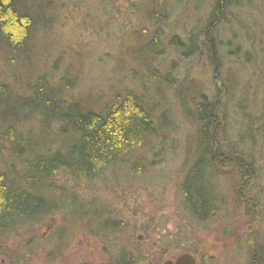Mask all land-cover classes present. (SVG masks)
Returning <instances> with one entry per match:
<instances>
[{
	"label": "trees",
	"instance_id": "trees-1",
	"mask_svg": "<svg viewBox=\"0 0 264 264\" xmlns=\"http://www.w3.org/2000/svg\"><path fill=\"white\" fill-rule=\"evenodd\" d=\"M164 2H152L146 11L152 34L144 47L130 51L128 56L147 68L151 83L134 80L130 90L114 84L113 88L119 89L96 95L83 91L79 86L82 78L70 73V66L56 75L59 58L50 70L41 66L37 52H49L44 32L53 21L54 0H0V54L5 59L0 72V246L9 245L12 238L24 241L18 251L5 250L3 257L8 264L19 262L15 253L22 254L23 262L32 259V245L40 237L24 240L20 234L26 235L27 229L57 214L77 220L80 217L84 223L87 220L83 225L89 233L119 232L115 224H107L94 212L89 214L67 200L72 194L64 192L59 178L94 180L111 168L140 170L142 155L161 150L171 134L157 93L164 88L178 98L192 127L183 159L186 168L178 186L181 203L190 217L203 221L223 210L229 195L219 190L222 182L233 183L239 178L240 187L232 186L233 193L256 179L257 152L264 147V107L256 111L250 106L244 108V89L236 102L237 72L222 65L225 49L219 39L225 30L232 31L230 23L234 19L247 18L237 17L239 7L249 9L244 10L248 13L252 8L260 11L264 0H211L206 18L184 30V37L172 33L166 46L162 26L167 17L160 18L167 8ZM146 31L149 33V29ZM165 47L180 59L202 55L207 72L219 86L217 91L205 93L197 86L187 89L178 83L179 78H173L179 76L185 81L173 64L162 76L152 71L151 66L163 62ZM232 107L242 113L235 132L227 123V111ZM242 198L248 196L242 193ZM55 232L57 237L68 239L61 230ZM49 241L55 242L49 243L52 251L46 254L55 256L63 252L67 240L63 243L53 236ZM134 253L122 248L113 264H134Z\"/></svg>",
	"mask_w": 264,
	"mask_h": 264
},
{
	"label": "rangeland",
	"instance_id": "rangeland-1",
	"mask_svg": "<svg viewBox=\"0 0 264 264\" xmlns=\"http://www.w3.org/2000/svg\"><path fill=\"white\" fill-rule=\"evenodd\" d=\"M210 1L163 0L164 8L167 7L160 16L167 17L162 26L164 46L172 33L184 37V30L200 24L206 18ZM152 2L154 0H54L53 21L44 32L49 52L43 55L41 50L37 52L42 68L50 70L52 62L59 58L55 74H61L70 66V73L82 78L79 86L84 87L83 91L96 92V95H108L119 89L113 88L114 84L126 90L132 89L134 80L150 84L147 68L137 65L128 56L130 51L144 47L143 43L152 34L146 16ZM244 10L249 9L239 7L237 17L247 18L234 19L230 23L232 31L223 28L225 32L219 40L225 49L222 65L225 70L237 72L236 102L244 89L247 98L244 108L250 106L256 111L264 107V6L260 11ZM163 53V62L160 66H151L152 71L162 76L173 64L181 70L185 81L179 76L170 74L169 77L171 80L179 78L178 83L188 86L187 89L197 86L206 93L219 88L213 74L207 72L202 55L180 59L166 47ZM4 62L0 54V72ZM38 70L43 72L41 68ZM164 89L157 93L171 134L161 150L156 148L142 155L140 170L111 168L94 180L59 178L64 192L72 194L70 198L66 196L67 200H73L75 207H84L89 214L94 212L107 224H115L119 232L89 233L83 225L87 220L84 223L80 217L77 220L57 214L50 221L27 229L26 235L20 234L24 240L40 238L34 240L31 260L23 262L22 254L15 253L17 264H113V258L116 260L122 248L135 252L134 264H165L183 255L194 257L195 264H264V147L257 152V177L243 188L246 192L241 189L230 193L232 186L240 187L239 178L233 183L224 181L219 190L229 197L225 198L223 210L203 221L190 217L181 203L178 186L186 168L183 159L192 127L183 115L178 98ZM238 116H242L238 109L228 108L227 123L234 132L240 127ZM242 193L248 198L240 199ZM56 229L68 235V239L62 235L57 237ZM53 236L63 243L67 241L63 252L50 256L46 251H52L49 243L55 241L49 240ZM13 239L9 240V245L0 246V264H8L3 257L7 248L10 252L22 248L24 241Z\"/></svg>",
	"mask_w": 264,
	"mask_h": 264
},
{
	"label": "water",
	"instance_id": "water-1",
	"mask_svg": "<svg viewBox=\"0 0 264 264\" xmlns=\"http://www.w3.org/2000/svg\"><path fill=\"white\" fill-rule=\"evenodd\" d=\"M174 264H195V260L190 255H183Z\"/></svg>",
	"mask_w": 264,
	"mask_h": 264
},
{
	"label": "flooded vegetation",
	"instance_id": "flooded-vegetation-1",
	"mask_svg": "<svg viewBox=\"0 0 264 264\" xmlns=\"http://www.w3.org/2000/svg\"><path fill=\"white\" fill-rule=\"evenodd\" d=\"M176 261H177V259L174 262H170V261L168 262L167 261V262H165V264H174Z\"/></svg>",
	"mask_w": 264,
	"mask_h": 264
}]
</instances>
